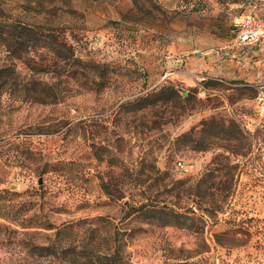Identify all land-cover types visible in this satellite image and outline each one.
Returning a JSON list of instances; mask_svg holds the SVG:
<instances>
[{
	"label": "rangeland",
	"instance_id": "obj_1",
	"mask_svg": "<svg viewBox=\"0 0 264 264\" xmlns=\"http://www.w3.org/2000/svg\"><path fill=\"white\" fill-rule=\"evenodd\" d=\"M248 2L0 0V69L56 94L0 100V264H264V40L233 34ZM142 202L194 230L128 217Z\"/></svg>",
	"mask_w": 264,
	"mask_h": 264
},
{
	"label": "trees",
	"instance_id": "obj_2",
	"mask_svg": "<svg viewBox=\"0 0 264 264\" xmlns=\"http://www.w3.org/2000/svg\"><path fill=\"white\" fill-rule=\"evenodd\" d=\"M133 3H138V0H133ZM256 5V0H249L247 6L253 9ZM247 13V12H244ZM243 14V13H242ZM241 15V14H240ZM234 30V29H233ZM21 36L26 37L24 42V47L26 52L32 53L37 51V49L42 48L44 43H40L37 39V33L34 32L31 28L23 27ZM48 38V37H47ZM30 60H27L26 63L29 66ZM38 66L31 65L30 69L33 72H37ZM9 94L19 98L22 102H28L29 104H45L50 100H54L56 94L47 93L44 90V87L41 86V83L38 81H28L20 82L19 76L15 73L14 69L11 66H6L5 68L0 69V100L4 94ZM17 93V94H16ZM148 99H138L136 100V105L138 109L147 108L151 105V102H148ZM213 124H218L216 120L211 119L208 122H204V128ZM220 128V129H219ZM215 132L214 137L221 141H235L238 140L237 135H228L227 130L230 127L223 128L219 127ZM199 150H206L205 147H198ZM128 217H132L133 220H137L142 223H155L159 227L174 226L179 229L194 230V218L189 216L187 213L178 212L170 208L167 205L160 206L158 204H153L151 202H142L137 205L130 206L127 211ZM131 237V234H129ZM41 250H48L47 247H42ZM101 264H127V259L125 255L119 250H115L110 255H104L99 257Z\"/></svg>",
	"mask_w": 264,
	"mask_h": 264
},
{
	"label": "built area",
	"instance_id": "obj_3",
	"mask_svg": "<svg viewBox=\"0 0 264 264\" xmlns=\"http://www.w3.org/2000/svg\"><path fill=\"white\" fill-rule=\"evenodd\" d=\"M233 34L236 48L252 47L264 40V0H256L252 12L243 13L234 20ZM179 166L187 170L185 165L179 164Z\"/></svg>",
	"mask_w": 264,
	"mask_h": 264
}]
</instances>
